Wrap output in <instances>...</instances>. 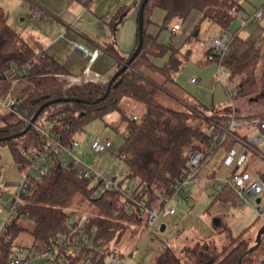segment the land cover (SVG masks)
Returning <instances> with one entry per match:
<instances>
[{
	"label": "trees",
	"instance_id": "trees-1",
	"mask_svg": "<svg viewBox=\"0 0 264 264\" xmlns=\"http://www.w3.org/2000/svg\"><path fill=\"white\" fill-rule=\"evenodd\" d=\"M30 7L39 5L30 0ZM83 3L88 6L86 0ZM262 17L264 18V3ZM160 8L165 12L160 28H167L174 20L186 19L192 10L200 15L190 29L197 32L202 22L207 21L221 30H227L237 13L242 9L241 0H147L138 2V12L142 13V45L138 55L129 66L119 72L108 88V80L83 81L67 85V69L53 56L34 48L8 24L7 14L0 6V76L11 68L25 67L26 84L20 91L19 110L24 118L0 111V140L11 150L13 160L20 170L28 163V158L43 147L44 141L36 126H48L64 142L76 138L84 126L92 120L103 119L111 112H118L124 123L122 142L118 152L124 153L128 164L126 178L135 179L142 193L153 200L154 190L172 192L174 181L187 166L188 153L200 150L209 156L208 147L212 143V133L216 125L224 126L229 119L227 113H213V108L189 96L172 76L178 73L188 60L189 52H182L171 41L161 43L157 36L147 31L152 12ZM128 6H121L110 15L108 23L111 34ZM250 24L252 27L254 24ZM232 50L223 57L221 65L229 72V78L237 77L235 97L253 95L258 89L256 68L261 56V42L264 41V27L259 34L253 30L245 36L232 33ZM138 42V29L137 41ZM114 60L118 71L129 56H121L113 40L102 46ZM165 58L158 62V59ZM111 74V75H112ZM172 82L175 91L166 87ZM4 88L9 84L5 81ZM107 91V92H106ZM165 93L180 100L184 108H175L159 100ZM80 98L85 102L63 100ZM60 98L46 105L28 126V121L36 109L48 100ZM124 99L141 103L144 110L140 115L128 116L122 101ZM136 116V118H134ZM259 117H264L259 116ZM27 130L18 135L20 131ZM235 133H239L236 131ZM235 141L227 137L226 149ZM204 159V160H205ZM262 176V175H261ZM109 199H90L88 181L76 176L75 171L63 167L57 159L48 173L34 189L20 194L18 211L12 222L4 226L0 233V264H7L13 247L20 243L15 238L21 233L31 236L27 247L41 248L63 228V221L72 202L87 200L93 208L89 211L90 224L97 226V237L107 246L121 238L129 226H139L143 222L134 213H127L119 205L118 193H110ZM222 202L236 203L234 191L225 185L213 198ZM23 221V223L21 222ZM25 221V222H24ZM137 232L136 227L131 230ZM233 236L226 229L228 243L218 247L214 240H203L194 245H185L182 252L192 261L188 264H254L259 256L247 239ZM22 245V244H20ZM260 249H264V246ZM110 251H108L109 253ZM104 255L95 252L91 264H104ZM67 264H79L76 259ZM152 264H187L170 246H165L154 258Z\"/></svg>",
	"mask_w": 264,
	"mask_h": 264
},
{
	"label": "rangeland",
	"instance_id": "rangeland-1",
	"mask_svg": "<svg viewBox=\"0 0 264 264\" xmlns=\"http://www.w3.org/2000/svg\"><path fill=\"white\" fill-rule=\"evenodd\" d=\"M86 1L88 6H85L80 0H34L33 2H36L45 12L40 22L34 20L30 15V0H0V6L7 14L8 24L35 51H38L41 46L42 48L45 47V44L50 43V41H56L57 39L60 40V43L68 45L71 34L78 35L77 32L79 31L98 42L100 44L99 49L102 48L104 41L113 40L114 45L120 52L130 55L135 49L137 41L139 0H91L90 4L89 0ZM263 3L264 0H241L242 9L230 23L228 32L236 33L240 28V18H245L252 14ZM121 6H128V12L119 21L114 33L111 34L108 25L110 15ZM173 22L182 23V20L174 19L169 24ZM211 27H214L212 28L215 29L214 32L220 30L215 25ZM262 27H264V18L260 19L259 23L254 24L252 27L247 26L241 29L239 35L245 36L250 30H253V33L257 35L261 32ZM209 29H207V24L202 22L198 38L190 36L185 40L186 34L178 32L181 35L182 42L185 44L184 48H189L190 52L183 68L172 76L173 80L206 106H222L221 108H223L225 104L230 106L232 101L237 113L236 102H240L244 104L246 111L251 113L247 114L246 118L263 116L264 41L261 42V56L256 68L257 91L251 96L235 98L234 86L237 83V77L230 79L229 73L221 70L222 81L220 82L216 78L217 61H203V40L205 42L208 40L211 32ZM78 39L71 41H76L86 47ZM175 39H177V36H174L172 42ZM169 41H171V38ZM66 51L72 64L76 63L77 56L74 51V45L71 44L70 46L69 44ZM109 57L106 51L100 49V57L91 66V69H98L100 65L109 64ZM164 59H158V62H162ZM86 64L87 58L83 62L77 63V66H86ZM99 70L101 71V69ZM74 72L78 76L82 74L81 71ZM191 77H197L199 81L192 83L190 82ZM83 81L80 80L73 83ZM65 82H68L66 76ZM166 83V87L176 94L173 83L169 81ZM159 100L175 108L185 107L180 100L165 93L159 94ZM122 103L128 116L140 115L144 110V106L136 101L124 99ZM216 111L217 108L213 109V113H217ZM123 127L124 123L118 112L108 113L103 119H95L87 123L83 130L76 135V139L80 141L79 147L83 151V155H78V158L96 172L107 173L111 171L116 180H127L128 164L123 159L118 160L116 156L118 147L122 142ZM245 127L247 126H242V130H245ZM95 137L109 138L112 147L107 151L89 155L87 143L91 138ZM250 165L251 167H248L249 170L255 166L264 173L263 157H256ZM22 179L23 174L13 160L9 146L1 144L0 229L6 215L5 200ZM128 182L136 185L135 179L128 178ZM211 189L212 186L208 183L189 184L187 192L191 196L187 201L173 202L175 209L173 214H161L151 229H148L144 219L139 226H129V230L119 240L110 242L108 248L117 252L115 254L124 256L125 261L121 264H152L154 258L162 249L165 246H170L188 264L192 263V261L184 256L182 252L183 246H191L203 240H214L216 245L221 247L223 244L228 243L226 229H229L233 236L242 234V238L247 239L249 245L256 249L259 258L264 256V249H260L264 246V212L260 215L255 211V208L264 203V192L257 197L252 198L249 196L248 200L251 201V205H249L247 203L235 204L231 202L224 203L220 200L214 201ZM153 197L154 199L150 200V202L157 205L158 200L155 192ZM257 199H260V201H257ZM20 202L22 201L19 200ZM69 208L83 210L88 213L93 210L87 200L77 201V199L72 202ZM21 222L23 223V221ZM161 225H164L165 228L161 229ZM132 227H136L137 232H135V229L131 230ZM15 240L24 246L29 245L32 241L31 236L26 233L19 234Z\"/></svg>",
	"mask_w": 264,
	"mask_h": 264
},
{
	"label": "built area",
	"instance_id": "built-area-1",
	"mask_svg": "<svg viewBox=\"0 0 264 264\" xmlns=\"http://www.w3.org/2000/svg\"><path fill=\"white\" fill-rule=\"evenodd\" d=\"M122 1V0H120ZM31 17L40 22L45 15L43 9L33 7ZM262 17V7L257 8L252 14L240 20V28L260 21ZM179 24L175 23L173 29H179ZM233 34L227 30L212 32L205 42V53L203 61H217L218 68L216 78L221 82V70L229 73L221 65V60L231 50V41ZM75 49L87 58V64L82 74L78 77L69 76L67 85L80 80L105 82L108 76L91 69V65L97 60L100 49L86 48L76 41H72ZM25 67L11 68L5 74L0 76V111H7L19 118L24 115L19 110L20 91L26 84ZM90 74V76H87ZM9 84L4 88V82ZM191 81H196L195 77ZM236 88L234 86V95ZM229 94V93H228ZM230 98V95H229ZM229 119L224 126L216 125V130L212 133V143L208 147L209 156L205 159V154L200 150H193L188 153L187 166L184 168L180 177L177 178L172 186V192L165 193L161 190H155L158 204L150 202L147 193L141 192V187L133 185L127 180H116L111 171L99 173L85 165L84 161L78 158L83 155L80 141L76 138L70 142H64L48 126H36L43 137V147L33 153L28 158L27 165L21 170L23 179L19 182L10 195L6 198L5 218L0 229L12 222L16 216L19 206L20 194L29 189H34L48 173L55 159L63 167H69L75 171L78 178L88 181L90 188V199L104 197L109 199L110 193L120 195L118 203L127 213H134L136 217L151 229L163 213L173 214L175 212L174 203L187 201L188 186L193 183L201 173L203 166L207 165L208 160L222 151V157L217 161L220 164V170L213 177L217 179V184L212 191V196L225 186H229L235 193L238 203H247L251 205L248 197H257L264 192V178L255 177L245 168V164L251 155L256 153L264 158V145L262 149L258 146L264 142V117H249L240 119L237 116L236 109L231 101L229 106ZM136 118V116H134ZM240 126H256V133H235ZM227 137L234 139L237 146H231L228 149L224 146ZM89 155L97 152H104L112 147L109 138H91L88 143ZM118 160H124L125 154L117 152ZM205 159V160H204ZM216 162V163H217ZM215 165L205 174V179L209 178ZM260 201V199H259ZM255 208V211L262 215L264 212V203ZM97 226L90 224V214L83 210L72 209L69 211L63 221V228L52 236L43 247H27L24 245H15L13 247L7 264H67L76 259L79 264H91L95 252L104 255V264H121L125 258L120 254H115L113 250L105 246L103 239L97 237ZM108 251H110L108 253ZM119 255V256H116ZM254 264H264V256L259 258Z\"/></svg>",
	"mask_w": 264,
	"mask_h": 264
},
{
	"label": "crops",
	"instance_id": "crops-1",
	"mask_svg": "<svg viewBox=\"0 0 264 264\" xmlns=\"http://www.w3.org/2000/svg\"><path fill=\"white\" fill-rule=\"evenodd\" d=\"M32 1H34V0H32ZM80 1L82 2V0H80ZM90 2H91V0H89V4H90ZM199 15H200L199 11L192 10L182 23H178L179 26H180L179 29H173V25L175 23H177V22H173V23L169 24L167 28H160V26H161V24L163 23V20H164L165 12L162 9H160V8H155L153 10V12H152L151 23L148 24V26H147V31L150 32L151 34L156 35L158 41L161 42V43H168L167 41L170 40L171 34L174 33L175 37L177 36V39H175L172 42L173 46L176 47V48H179L182 52H190L189 48H184L185 44L182 42V38L180 37L181 35L178 34V32H183L184 35L186 34V36L184 37V40L188 39L190 36L198 38V35L200 33V27H199V30L197 32H193V33H190V29L192 28L193 24L198 19ZM240 20H241V18H240ZM203 23L207 24V29L210 28L209 29V30H211L210 34L215 30V29H212L214 27H211V26H214V25H211L209 22L204 21ZM241 29H243V28H239V30L236 31V33L240 34V30ZM217 30H219V29H217ZM77 34L78 35L71 34L70 40H69L70 43L68 42L70 44V46L72 44L71 40H73V39L77 40L78 38L80 39V40L78 39V41L83 43L88 48H95V47H99L100 46V44L98 42H96L93 39H91L87 34L79 32V31L77 32ZM203 41H204L203 42V49H204V53H205V40H203ZM104 42H106V41H104ZM69 44L66 45L64 43H60V40L57 39L56 41L53 40L52 42L50 41V43L45 44L46 48L45 47L42 48V46L40 45L41 47L39 48V50H43L46 53H48L51 56H53L54 58H56L67 69L69 75L78 76V74H74V73H76L74 71H81L82 72L85 66H83V65L81 66L80 65L78 67L77 63H80V61L83 62V60H85L86 57L83 54H81L79 51H77L75 49V47H74V51L76 52L75 54L77 56V61H76V63L72 64V62L69 59V56L67 55V51H66L67 46H69ZM90 46H92V47H90ZM100 49H103V48H100ZM118 52H119V54L121 56H124V57L129 55V54H126V53H122L119 50H118ZM108 56H110V55L108 54ZM99 57H100V52H99V55L97 57V60L92 65H94L98 61ZM109 58H110L109 59L110 60L109 64L100 65V67L98 69H94V71L100 73L101 75H105V76L110 75L115 70V64H114L113 58L111 56ZM99 69H101V71ZM87 75L89 76V74H87ZM191 78H190V82H192V83H196V82L199 81V79L197 77H195L196 81H191ZM227 93H229V92L227 91ZM188 94H189L190 97L194 98L190 93H188ZM209 107H211L213 109L217 108L216 112L217 113H221V114H224V113L228 114V111H229L228 104H225V106L223 108H221L222 106H213V105H210ZM236 108H237V113H238L237 116L240 119H244V118H246L247 114H251L248 111H246V109L244 108V104L243 103L236 102ZM241 127L242 126L237 128V131L240 134H245L247 132L248 133H256L258 131L256 126H247V127H245V130H242L243 128H241ZM263 145H264V142H263L262 145L258 146V148L262 149ZM233 146H237V144H234ZM219 157H222V151H218L215 156H213L210 160H208L207 165L203 166V169H202L201 173L198 175L197 179L193 183H197V184L208 183V184H210L212 186V189H211V192H212L213 189L215 188L216 184H217V179H214L215 177H213V176L215 175L216 172L218 173V171L220 170V167H219L220 163L217 162L220 159ZM256 157H260V155H258L256 153L255 154L251 153V155L249 156V158H248V160H247V162L245 164V168L248 171H250L253 176L264 178V173L260 169H258L257 167L254 166L250 170L248 168V167H251L250 164L252 163V161H254V159H256ZM214 165H215V167L213 168L211 174L209 175L210 177L208 179L207 178L205 179V177H204L205 174ZM188 196L189 197L191 196L190 193H188ZM212 198H214V197L212 196ZM236 203H238L237 199H236ZM239 204H241V203H239ZM163 227L165 228L164 225H163Z\"/></svg>",
	"mask_w": 264,
	"mask_h": 264
},
{
	"label": "water",
	"instance_id": "water-1",
	"mask_svg": "<svg viewBox=\"0 0 264 264\" xmlns=\"http://www.w3.org/2000/svg\"><path fill=\"white\" fill-rule=\"evenodd\" d=\"M147 0H142V4H144ZM137 29H138V42H137V45L135 47V49L133 50V52L130 54L129 58L124 62V64L122 65V67L118 70V71H115V73H111L109 76V80H108V88L110 86V84L113 82L114 78L116 77V75L119 73V72H122L125 68H127L130 64V62L138 55V53L140 52V49H141V45H142V13L141 11L138 12V25H137ZM108 76V77H109ZM106 80V81H107ZM107 92V91H106ZM63 100H73V101H77V102H85L84 100L80 99V98H74V97H71V98H68V97H65V98H62ZM60 98H56L54 100H48L44 103H42L37 109L36 111L33 113V115L30 117L29 121H28V126L32 125L36 119V117L38 116V114L40 113V111L46 106L48 105L49 103H51L52 101H59ZM27 130V127L25 129H23L22 131H20L18 133V135H21L22 133H24L25 131ZM10 136H6V137H3V138H0V140H3V139H9ZM257 201H259V199H257ZM163 225L161 226V229H163Z\"/></svg>",
	"mask_w": 264,
	"mask_h": 264
},
{
	"label": "bare ground",
	"instance_id": "bare-ground-1",
	"mask_svg": "<svg viewBox=\"0 0 264 264\" xmlns=\"http://www.w3.org/2000/svg\"><path fill=\"white\" fill-rule=\"evenodd\" d=\"M88 76V75H87ZM89 76H90V74H89ZM90 77H92V76H90Z\"/></svg>",
	"mask_w": 264,
	"mask_h": 264
}]
</instances>
